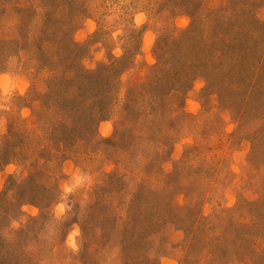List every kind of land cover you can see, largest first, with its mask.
Here are the masks:
<instances>
[{
	"label": "rangeland",
	"instance_id": "1",
	"mask_svg": "<svg viewBox=\"0 0 264 264\" xmlns=\"http://www.w3.org/2000/svg\"><path fill=\"white\" fill-rule=\"evenodd\" d=\"M0 264H264V0H0Z\"/></svg>",
	"mask_w": 264,
	"mask_h": 264
}]
</instances>
